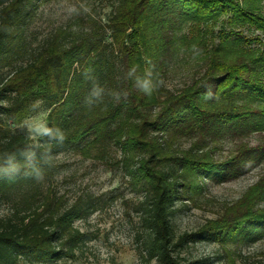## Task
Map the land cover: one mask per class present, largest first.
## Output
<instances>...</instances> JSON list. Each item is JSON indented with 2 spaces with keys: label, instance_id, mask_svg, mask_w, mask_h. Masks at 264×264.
<instances>
[{
  "label": "trees",
  "instance_id": "obj_1",
  "mask_svg": "<svg viewBox=\"0 0 264 264\" xmlns=\"http://www.w3.org/2000/svg\"><path fill=\"white\" fill-rule=\"evenodd\" d=\"M38 2L0 1V206L6 208L0 214V264H57L83 256L94 237L76 223L90 219L102 203L92 196L69 203L60 195L55 157L70 152L106 159L115 145L121 150L119 165L142 187L138 211L149 261L205 264L186 262L178 250L200 241L261 239L264 214L253 213H244L235 227L210 222L175 238L178 202H194L208 182L233 180L247 165L213 161L198 144L176 153L168 142L190 122L205 126L230 114L234 107L223 98L230 92L264 103V83L255 75L264 71V44L254 49L252 39L224 29L241 19L247 30L264 33V0H244L242 8L233 0H115L104 24L91 20L89 31L59 28L36 43ZM221 17L227 18L220 27ZM212 19L221 43L195 44L207 63L205 72L177 92L168 90L161 80L169 65L167 36L187 23ZM133 66L137 75L152 69L153 80L160 81L151 96L134 87L135 77L128 76ZM94 83L104 89L103 99L97 103L93 97L88 106L85 98ZM37 116L60 128L63 142L35 139L25 122Z\"/></svg>",
  "mask_w": 264,
  "mask_h": 264
},
{
  "label": "rangeland",
  "instance_id": "obj_2",
  "mask_svg": "<svg viewBox=\"0 0 264 264\" xmlns=\"http://www.w3.org/2000/svg\"><path fill=\"white\" fill-rule=\"evenodd\" d=\"M233 1L243 7L244 0ZM114 2L39 0L32 25L36 43L59 28L89 31L92 28L91 20L99 25L104 24ZM260 14L264 17V8ZM226 18L221 17L217 25L221 27V21ZM213 21L187 23L176 34L167 36L171 41V47L168 46L170 52H167L169 65L163 70L161 80L168 90L177 92L201 78L205 72L207 63L203 60V54H198L201 49L195 48V44L207 42L212 47L221 43L215 35V30L220 28L216 29ZM242 23L241 19L231 24L227 22L224 29L226 33L243 36L244 40L252 39V48H262L264 33L247 30V26ZM244 47L249 45L245 43ZM257 73L255 75L260 76L264 83V71L260 69ZM239 74L245 76L242 68ZM223 98L229 99L225 105L234 107L230 114H219L217 118L211 116L213 122L205 126H200L199 122L188 123L185 129L180 128L174 133L168 147H173L178 153L198 144V149L211 153L213 161H230L238 165L242 161L247 166L233 180L208 182L194 202H178L179 210L173 217L176 239L194 233L210 222H224L235 227L244 213H253L255 216L264 214V103L247 101L243 99V94L236 91ZM228 106H220V109L228 110ZM44 119L41 116L33 117L25 125L29 128L30 125L44 123ZM55 159L60 166L55 181L60 195H64L69 203L87 196L102 203L101 209L90 219L76 223L83 232L94 237L84 249L83 256L75 261H60L57 264H160L149 261L143 253L144 239L138 211L144 200L142 187L131 180L124 167L119 165L120 148L116 145L111 147L106 159L87 158L70 152L58 154ZM4 212L6 208L0 206V214ZM178 251L188 263L264 264V236L249 244L200 241ZM19 264L29 263L21 261Z\"/></svg>",
  "mask_w": 264,
  "mask_h": 264
},
{
  "label": "clouds",
  "instance_id": "obj_3",
  "mask_svg": "<svg viewBox=\"0 0 264 264\" xmlns=\"http://www.w3.org/2000/svg\"><path fill=\"white\" fill-rule=\"evenodd\" d=\"M128 76H134V87L145 95L151 96L153 91L159 86L160 81L153 80L152 69H146L143 75H137V67L133 66L129 72ZM104 89L98 84H93L88 96L85 98V103L88 106L93 105V97L96 98V102H101L103 99ZM210 98V94L205 97ZM28 131L31 135L39 137L44 142H63L64 133L58 127L49 126L47 123H40L38 125H30ZM34 155V153L32 154ZM31 159V156L29 157Z\"/></svg>",
  "mask_w": 264,
  "mask_h": 264
}]
</instances>
